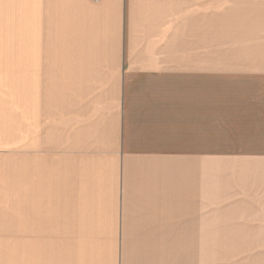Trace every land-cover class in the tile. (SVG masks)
<instances>
[{"label": "crops", "instance_id": "0c3cea01", "mask_svg": "<svg viewBox=\"0 0 264 264\" xmlns=\"http://www.w3.org/2000/svg\"><path fill=\"white\" fill-rule=\"evenodd\" d=\"M183 1L196 0H0V81L110 80L119 94L77 121L61 162L15 119L9 193L0 155V240L42 241L40 264H54V241L78 264H264V12L231 25L253 34L252 53L182 56L183 33L212 49L221 27L214 0L210 12ZM125 12H145L143 32H169L151 50L169 55H124Z\"/></svg>", "mask_w": 264, "mask_h": 264}, {"label": "rangeland", "instance_id": "374dc122", "mask_svg": "<svg viewBox=\"0 0 264 264\" xmlns=\"http://www.w3.org/2000/svg\"><path fill=\"white\" fill-rule=\"evenodd\" d=\"M145 3L146 1H135L136 6L138 5L139 8ZM159 3H165L169 6L170 2ZM182 4L183 12H210V1H183ZM206 5H208V11H206ZM136 8L137 7H135V9ZM212 10L214 13V22L221 24V27H215L213 32V48L207 49L201 47L200 42L194 41L195 33H183L181 55H212L216 59L241 58L238 52L241 51V55H243V47L249 48L253 45V34H249L248 32L241 33V25L242 27H252L253 17L250 14H252V12H264V0H214ZM241 12L245 15L241 16ZM131 15L132 12H125L124 15L122 36L124 55H169L170 52L168 50L165 54L161 52L157 54L151 53V50L154 52L156 50L154 49V41L160 39L156 47L162 46L163 40L168 44L169 32H164L159 36L156 33L143 32L141 22L144 16H146L145 12H134L132 17ZM168 19L169 18H167V20ZM132 20L134 22H132ZM234 22L241 23L240 28L231 29V25ZM223 23L227 24V26L229 25V27L225 28L226 30L223 28ZM185 35L189 36V38H185ZM157 36L158 38L155 39ZM231 53H236V55L231 57ZM246 53H252V49H245L244 55ZM17 83L19 84V82L13 81H0V155L5 157V187L7 193L13 191V156L15 148L13 144V127L15 119L22 121L23 138L29 137V126L32 125L33 137H37L40 142H45V139H48L49 143L53 144L54 161L56 163L61 162L64 152H68V150L63 148H67L68 139L71 138L72 133L77 130L75 128L77 126V121L84 122L85 119L92 118L93 115L95 116L96 113L101 110L104 111L106 109L108 111L110 104H119V94L116 90L117 94L115 95L116 92L114 93L113 82L110 80L99 82H75V90L71 87H66V89H64L61 81H23L19 84L21 85V96L18 95V97H16L15 85H17ZM19 85H17V87H19ZM16 92L19 94V90ZM63 121L66 122L65 128H62ZM63 135L66 137L65 142L63 141ZM24 148L25 146L22 148L23 158L27 156ZM56 167L55 164V173ZM58 174L61 177L60 169ZM59 176L58 178L55 176V191L61 188V179ZM59 202L60 198H55V204ZM23 206H26L24 198ZM0 211L2 210L0 209ZM1 216L6 217L0 212V217ZM41 242L42 241L25 239L21 241L0 240V256L5 258V264H14V255L19 252L20 246L22 264H40ZM64 243L54 241L53 263L78 264L77 261H75L78 253L74 254L75 250L69 251L66 247V242ZM79 243H81L82 246L86 244V242ZM71 259H73L72 263Z\"/></svg>", "mask_w": 264, "mask_h": 264}, {"label": "built area", "instance_id": "2783aa9c", "mask_svg": "<svg viewBox=\"0 0 264 264\" xmlns=\"http://www.w3.org/2000/svg\"><path fill=\"white\" fill-rule=\"evenodd\" d=\"M94 1H98V0H94Z\"/></svg>", "mask_w": 264, "mask_h": 264}]
</instances>
